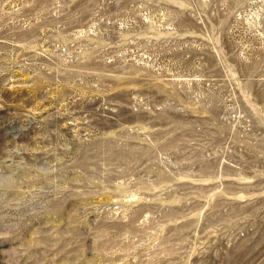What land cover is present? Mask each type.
<instances>
[{
	"label": "rangeland",
	"instance_id": "rangeland-1",
	"mask_svg": "<svg viewBox=\"0 0 264 264\" xmlns=\"http://www.w3.org/2000/svg\"><path fill=\"white\" fill-rule=\"evenodd\" d=\"M0 264H264V0H0Z\"/></svg>",
	"mask_w": 264,
	"mask_h": 264
}]
</instances>
